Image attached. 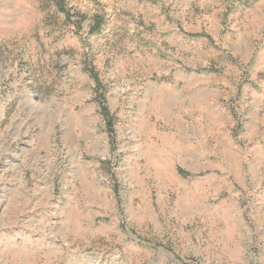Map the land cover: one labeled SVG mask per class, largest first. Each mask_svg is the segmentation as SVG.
Returning a JSON list of instances; mask_svg holds the SVG:
<instances>
[{"label":"rangeland","instance_id":"1","mask_svg":"<svg viewBox=\"0 0 264 264\" xmlns=\"http://www.w3.org/2000/svg\"><path fill=\"white\" fill-rule=\"evenodd\" d=\"M256 95L264 0H0V264H264Z\"/></svg>","mask_w":264,"mask_h":264},{"label":"trees","instance_id":"2","mask_svg":"<svg viewBox=\"0 0 264 264\" xmlns=\"http://www.w3.org/2000/svg\"><path fill=\"white\" fill-rule=\"evenodd\" d=\"M57 6L58 8L65 13L66 17L69 18V14L68 12H66L62 6V2L58 1L57 2ZM83 17L79 16V18L77 19L78 22H80V20H82ZM104 18L103 15L101 14H96L93 17V23L91 24L90 30L89 32L93 33L95 31H97L100 27V25L103 23ZM89 76L91 77V79H93L94 81V92H95V100L98 103L99 109H100V113L102 115L103 118H105L106 122L108 125L111 124V121L109 119V112L108 109L105 105V100H104V86L102 85L101 81L98 79L97 74L95 73V71H93L92 67L88 68L87 70Z\"/></svg>","mask_w":264,"mask_h":264},{"label":"crops","instance_id":"3","mask_svg":"<svg viewBox=\"0 0 264 264\" xmlns=\"http://www.w3.org/2000/svg\"><path fill=\"white\" fill-rule=\"evenodd\" d=\"M257 98H255L257 101H261L264 99V95H256Z\"/></svg>","mask_w":264,"mask_h":264}]
</instances>
